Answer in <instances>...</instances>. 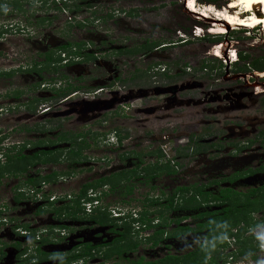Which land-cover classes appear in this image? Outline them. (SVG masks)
Wrapping results in <instances>:
<instances>
[{"label": "rangeland", "instance_id": "1", "mask_svg": "<svg viewBox=\"0 0 264 264\" xmlns=\"http://www.w3.org/2000/svg\"><path fill=\"white\" fill-rule=\"evenodd\" d=\"M0 1L3 7V10L0 8V153L2 155L0 159L4 158L3 153L9 148H13L12 152H15L22 144L38 141L41 144H38L37 149H59L63 155L62 147H67L68 142L49 144L54 141L56 133L62 132L84 133L81 136L82 141L88 145L81 151L83 158L81 161L65 162L59 159L58 164L54 166L50 163L46 165H35L37 164L35 163L33 169H29L32 170L33 176L37 172L41 175H46L48 171L71 172L60 175L62 178L57 176L53 183H47L44 187L48 195L59 196V200L51 207L62 205L61 214L54 215L51 210H47L36 216L33 214L34 210L29 209V203L25 199L20 201L24 206L16 216L11 210H6L4 214H0V220L5 217L8 225L30 222L32 227H35L34 233L42 228L47 229V233L41 238L48 233L52 238L54 234L61 236L63 231L60 228L63 227H78L72 229L71 233L68 232L70 237L79 231L78 233L87 234L89 239L94 235L98 240L102 238V241H106L105 225L110 223L109 221L116 225L117 229L126 222L125 225L131 227L130 232L140 228V224L131 222L129 218L125 221L117 220L113 217V212L131 210L137 214L143 207V196L148 190L138 179L143 173L140 171L135 177L137 180L131 182V192L124 196L120 195L123 193V185L120 189L102 196L98 192H106V184L95 190L88 188L85 191L83 199L90 195L101 196L99 203L105 212L103 220L105 222L108 220L104 226L98 227L94 223L86 222L85 220L92 219L93 215L87 216L86 214L90 213H87L81 205L78 211H75L77 208H70L68 197L70 199L74 197L85 183H92L112 171L121 169L123 164L120 161L124 151L134 153L139 149L142 151L150 149L161 152L162 159L156 167H160L163 174L158 182L153 184L158 189L157 196L161 193L160 208L166 203L170 190L175 187L196 185L198 188L209 178L232 171L233 167L213 170L208 168L215 163L213 158L217 159L218 156L226 153L220 154L217 151L216 155L213 152L206 155L196 153V150L205 148L202 145L204 140L208 139L207 143L214 142L218 145L221 138L226 135L217 134L216 130L211 131V129L199 132L201 128L215 126L223 130L222 127L226 129L232 124L239 125V119L230 116L221 120V115H231L241 109L229 111L228 103L225 102H219L220 107L217 103L206 105L204 108L201 105L192 107V104L186 101L187 97L191 96L188 92L183 90L175 93V86L163 85L168 81L159 75L165 70L169 77H173L171 80L174 83L175 81L178 84L189 83L191 88L204 83L205 92L210 88L216 90L218 86L233 87L235 91L242 89V82H232L222 78V75H229V72L235 68L242 72H257L256 75H262L258 79L264 80V33H262L264 31L239 28L224 30L210 20V18L215 19L216 16L210 17L204 14L208 8L222 11L231 0H65L64 2L63 0H19L18 3L21 5L19 10L12 8L13 0ZM61 3H65L66 7L63 8ZM74 6L80 8L75 10ZM38 18L48 20L39 23L36 20ZM66 43H80V51L92 55L94 60L83 62V60L71 59L66 66L52 65L53 68L57 66L54 72L50 70L53 69L51 64L47 71H42L40 74L35 72L41 66L40 54L48 50L54 58V48ZM144 44L150 46L148 52L138 50L133 54L117 53L119 48L130 49ZM156 46H164V48L155 49ZM229 50L235 54L236 63H228L224 57V54L230 53ZM216 56L219 58H215ZM60 58L68 59L66 54ZM4 74L10 76H3ZM138 75H142V78H136ZM54 80H61L60 88L70 84L79 89L66 99L56 98L52 89L59 88V83L55 87L50 86L53 85ZM39 82L45 86L38 85ZM47 82L49 86L46 85ZM199 91L196 89L193 93ZM14 92L18 93L17 98L8 96ZM175 99L182 101L174 104ZM244 105L247 106L245 111L247 114L260 115L264 112V97L258 99V102H246ZM222 106L226 107V114L217 111ZM78 107L85 113L77 114L74 108ZM238 114L242 117L244 111H239ZM191 120L194 122L196 120L197 125L190 123ZM86 131L89 135L85 134ZM115 132L120 138L123 133L127 135L123 137L125 139L121 142V147H116V151H113L110 147H115ZM186 139L191 140L192 143L185 146ZM191 148L193 151H190ZM229 149L226 145L225 152ZM0 163L1 169L6 171L1 176L10 175L7 173L3 159ZM167 168L173 173H167ZM20 178L22 177L17 179L4 177L0 181V199H3L2 203H7V207L10 203L8 197L14 196V186L16 182L21 181ZM231 187L243 190L242 185L239 186L238 183L232 184ZM215 188L212 186L208 191H216ZM190 194L187 192L175 198L174 204H183L182 200ZM237 202L238 200H234V204ZM145 208L151 210L152 207L146 205ZM205 210V208L198 211L178 209L173 211L172 217H180L183 219L182 223L191 224L196 222L192 215ZM75 218L80 222H71ZM242 223L247 227L252 226L251 220L247 217H243L237 224ZM64 230V233L67 232L66 229ZM68 233L64 237H68ZM144 233H139L142 239L145 237ZM3 234L0 231V239L4 237ZM260 234H264V219L256 229L252 227L249 229L248 235L243 238L245 241L238 240L239 244L234 243L233 248L236 246L237 249L238 245L239 249L240 247L255 248ZM51 237L47 240L51 241L47 252L50 254L51 251H55L60 256L58 258L65 257L62 256V252L65 253L64 247H60V244L66 241L52 242L49 240ZM136 238L139 240L140 237L138 238L137 235ZM232 238L235 239V236L230 237ZM69 239L71 240L72 237ZM195 240L196 238L183 241L187 244H181L178 247L180 250L176 249L172 253L182 255L183 247L189 242L192 247L196 243ZM2 243L5 241L3 240ZM225 244L228 247L226 248L230 249L227 242ZM217 246L218 244L215 243L214 246L209 247V251L217 255L209 256L204 251L183 258L185 262L171 260L166 264H223L225 259H222V255L227 254L226 249ZM139 247L149 251L148 244L142 243ZM263 248L257 246L256 255L253 254L257 262L264 261ZM157 252L160 253L159 250ZM250 253L244 259H248ZM49 254L38 257L43 261L46 260L42 264H53L49 261ZM163 254L164 252L161 251V255ZM101 255L102 257L98 256L90 263L111 262L104 259L102 253ZM124 263L120 261L119 264ZM64 264L71 263L65 261Z\"/></svg>", "mask_w": 264, "mask_h": 264}, {"label": "flooded vegetation", "instance_id": "2", "mask_svg": "<svg viewBox=\"0 0 264 264\" xmlns=\"http://www.w3.org/2000/svg\"><path fill=\"white\" fill-rule=\"evenodd\" d=\"M18 1L19 0H15V2H18ZM64 1L65 0H63V2ZM1 2L2 1H0V7L2 6ZM12 2H14V0ZM61 4H63V8H64L65 3H61ZM63 8L61 9L63 10ZM36 20L37 22L42 23L43 21L48 20V19L38 18ZM61 46L62 45H57L54 48V52H55L54 58H53L52 53L48 50L40 54L39 56L42 57V60L40 61L41 66L39 68L43 66L45 69L43 71H47L49 69L50 67L49 63L45 64L46 60L44 57V55H46L47 53L51 54L52 58L56 61V62L50 63L52 68L54 67L52 65H59L60 67L66 66L67 63L68 64L70 63L68 60H71V59H77L80 61L83 60V62L89 61V60H85L81 56H67L68 59H65V60L60 58V56L64 57V54H65L64 52H61V50L59 49ZM143 46H145V44ZM160 48L162 49L164 48V46L155 47V49H160ZM74 49L75 48H73V50ZM119 49H117V51ZM143 51L148 52L149 49L148 48L143 49ZM228 52L230 53H226V55L224 54V57L226 58L227 62L236 63L237 60L235 59V54H233V52H231L230 50ZM78 53L83 54L80 51V49L78 50ZM215 58H219V57L216 56ZM90 60H94V59L92 58ZM53 69L54 70L57 69V66H55V68ZM257 71H262V70H257ZM256 74L257 72H254V71L253 72H242L241 70L239 69L236 70L235 68L232 72H229V75H224V76L222 75V78L224 80L228 79L229 81H232V82L234 81L242 82L244 89L242 88L238 91H235L233 87H223V86L219 87L218 86L216 90L215 89L213 90L212 88L210 89L208 88L209 90L206 92L204 91L206 88L204 83L201 85L198 84L196 87L191 88L189 83L178 84L176 83V81L174 83V81L171 80V78L173 77H169L168 73L165 70H162L161 74H159L161 75V77H163L164 79L168 81L166 83H163V85L166 84L167 86L169 85L175 86L174 88V90L176 91L175 93L177 92L180 93V91H183V90L185 92H188L191 96H188L186 101L192 104V107L194 105H201L204 108L206 105H212L214 103H217L218 104L217 106L220 107L219 102H223V103L225 102V103H228L229 111H232V110L234 111L237 108L241 109L239 111H242V110L244 111V114L242 115V117H240L238 114L239 111H237V113L233 112V114L228 115L225 113L226 107L222 106L221 108H219L217 111H220L226 114L224 116L221 115V120H225L227 117L231 116V117L239 119L240 124L239 125L232 124L229 127H226V129L222 127L223 130L218 129L215 126L214 127L206 126V127L201 128L199 132H202L203 130H206V129H209V130L211 129V131L216 130L217 134L224 133L226 135L223 138H221V141L220 143L218 142V145L214 142L207 143L208 139L204 140L202 145L205 148L201 150L197 149L196 153H202V154L205 153L206 155L207 153L211 154L212 152L214 153V155H216L217 151L218 153L220 152V154L226 153V154L218 156L217 159L213 158V160H215V163L212 164V166L208 168L213 170V169H223L225 167H233L232 171L229 172L228 174H222V175H218L217 177L209 178V180L202 185L203 191L210 192L212 194H217L220 191L229 190L232 193L230 201L238 200V202L236 203L238 206L240 204L241 205L249 204V206L245 207V211L241 212V214L245 216V218L247 217L251 220V224H252L251 227L254 229L259 227V223L261 225L262 219H264V112L261 113L260 115H255V116L252 113L247 114V112H245L247 109L246 108L247 106L244 105V103L258 102V99H261L262 97H264V80L258 79L262 77L261 74H258V75ZM136 78H142V75H138ZM60 81L61 80H58V81L54 80V83H52L53 85H50L48 82H47L48 84L46 85L55 87V85L59 83L58 86L60 88V85L62 83ZM40 84L41 83L39 82L38 85ZM41 85L45 86V84H41ZM59 88L52 89L53 95L55 97H56V94L54 91L59 90ZM196 89H199L200 91L197 93L196 92L193 93L194 90ZM16 95L17 93L14 92L12 95H8V96H10L11 98H17L18 96ZM68 96L62 99H66ZM180 101L182 100L175 99L173 100V103L174 104L181 103ZM180 105L182 104H179V106ZM230 108H233V109H230ZM74 109L77 114L85 113V111L83 110L80 111L79 107L74 108ZM190 123L197 125L196 120L195 122L191 120ZM234 131H237V133ZM232 133L234 136H232ZM58 134H61V133H56V135ZM69 134L73 136H77L75 139L76 144H79L82 146L85 145V143H81L83 140L81 136H83L84 133H77L78 135L76 133L74 134L69 133ZM85 134L89 135V132L86 131ZM114 135L116 136L115 147L114 148L110 147V149L113 151H116L115 148L121 147L120 144L125 139L123 137H125L127 133H123L121 135L123 139L120 138V136L116 132L114 133ZM53 140H55V138ZM102 142H104V140ZM190 142L192 143L191 140L186 139L185 146H187V144ZM38 143L41 144V142L39 141L35 143H30V144L26 143L25 148H28L26 149V153L32 156L35 151L40 150V149H37ZM196 143L198 144L199 142H196ZM226 145L230 148L228 152L227 151L225 152ZM49 147L50 146H47V148ZM68 147H69V144L67 147H62V148L68 149ZM12 151L13 149L11 150V152ZM190 151H193L192 148L190 149ZM15 152H12V154H14ZM161 155L162 154L160 151L158 150L154 151L150 149L148 151L146 150L142 151L139 149L138 151L134 153H129V152L124 151V154L121 156V161H120V163L123 164L122 165L123 167L121 169L112 171L107 176H103V177L112 178L113 180L111 181H114V179L117 178V175L120 174L121 177L119 178L121 179H119L120 183H118L117 185H112L111 183L106 184L105 185L106 192H103V191L98 192L99 194H101V196L105 195V193H112L116 189H120L121 185H123L122 192L125 194L126 189L132 188L131 182H134L137 180V178L135 177L140 173V171L141 173H143L142 177L138 179L140 180V182H142V185H145L147 187L148 190H147V194H144L143 196L145 202L143 201V207L138 211V216L141 213L145 217V220L147 222L140 224L141 225L140 228L138 229L135 228L134 230L136 231H132V232L127 231L126 233H124L125 238L123 240H119L121 236L122 228L117 229V227L114 226L111 223V221H109L110 223H107L108 220H106L105 222V224L107 223L106 225L105 224L100 225V224L95 223L93 219H90V220L88 219L85 221L94 223L98 227L105 225V228L107 231L106 241H102V238L98 240L94 235H92L91 238L89 239L87 238V234L82 233V232L78 233L79 231L75 232V234L71 236L72 239L70 240L69 238L71 237L69 236V233L72 232V229H77L78 227L60 228L63 231L62 235L60 236L59 234L58 235L54 234L53 239H52L53 240L52 242L57 241V240L59 242L66 241V242H63V244H60V247L61 246L62 248L64 247L63 249L65 250V253L62 252V256L64 255L65 257L58 258L60 256H58L57 252L51 251L50 254L47 252L50 249L48 247L51 245L50 243L51 241L50 242L47 241L48 237H51L49 233L45 235L44 237H42L41 239L45 241V243L41 244V241H40L39 243L41 245H37L36 249L32 251L33 253H30V252L28 253V251H26V248H24L22 245L23 241L21 239V236L13 232L11 233L10 231L5 230L3 231L4 237L0 239V264H27V263L42 264L46 260L43 261V259H39L38 257H43L44 255H47V254L50 255L49 261H52L53 264H64L67 258H71L73 254L78 255L82 253L83 251H89V254L83 255V256H80L81 255L80 254L79 257L71 260L70 263L71 264H89L90 262H93V260H95L98 256L102 257L101 253L103 254L104 259L111 260V262L107 264H119L120 261L125 262L124 264H145V263H157L158 264L165 257H170V259L166 261L174 260V261L181 263V262H185L183 261V258H188L189 255L191 254L195 255L198 253H202L204 251L207 254H209V256H211V254L217 255L216 253H212L209 251V247L214 246L215 243L218 244L217 247H219L220 249H223V248L226 249L225 252L227 254L222 255V259L223 258L225 259L223 264H244L246 262H251L253 264H259L260 262L256 261L255 255L258 250L257 246H261L262 242L260 240L257 241L256 247L252 249L250 247H246L245 249L240 247L239 249V245L237 249H236V246L233 248L234 243L239 244L238 240L239 241L244 240L243 239L244 236L248 235V231L251 227H247L243 223L240 225L232 224V223H226V224L224 223L222 225H208V224L203 223V221L209 218L208 216L204 214L207 212H211V211H220L222 208H224L227 205L225 201L212 202L210 203V206L202 204L200 207L196 209H190V208L185 209L184 211H198L203 208L206 209L205 211L198 212L192 215V217L195 218L196 222H193L191 224L182 223L181 221L183 219L180 217L179 218L172 217L173 210L164 212V209H163L162 211L163 207L160 208V203H159L161 193L159 194V196H157L156 192L158 189L157 187H154L153 185L154 183L158 182V180L161 177V174H163L161 168L156 167L158 162L161 161L162 159ZM0 156H2L1 153H0ZM2 159H3V162H5L4 160L5 157ZM2 159H0V162H2ZM82 159L83 158H81V160ZM61 160L65 161L64 154L62 155ZM46 164L47 163L45 164L37 163L35 165H46ZM50 164L54 166L58 163L55 162V164L53 163H50ZM33 165H31L27 169L26 173H23L20 176H17L18 175L17 173H12L10 175L5 174L2 177L0 174V181L4 177L5 178L11 177L13 179L22 177L20 178L21 181H19V183L16 182V185L14 186V195L19 194V193L22 194V198L20 199V201L25 200V199L28 201V197L26 195L28 193V190L31 188L30 184L24 183L25 179L28 177L44 176V174L41 175L39 172L35 173V175L33 176L32 170H29L30 168L33 169L32 168ZM0 169H1V166H0ZM50 172L51 171H48L47 174H49ZM168 173H173V172L171 171ZM59 178H62V176L59 175ZM42 183L43 182H41L39 185L35 187H40ZM235 183H238L239 186L242 185L243 190H238L234 187H231V185ZM43 184H47V183L44 182ZM202 186H198V187H202ZM212 186L216 187L214 189L216 191H213V192L208 191L209 188ZM80 189L81 188L78 189V192ZM172 191L173 189L170 190L169 196L171 195ZM127 194L129 193H126L125 195ZM2 200L3 199H0V205L4 204L2 203ZM8 200L10 203L8 204L7 208L11 210V212H13L12 214L16 216L18 212L22 210V206H24V204L20 201L15 202L13 197H10V196L8 197ZM4 205H7V203ZM44 205H47V204H44ZM146 205H148L149 207H152L151 210L149 209L147 210L145 208ZM28 206H30L29 209H31L32 211L33 210L35 211L36 208L38 207L36 205L33 206L31 204H29ZM103 209H104L103 207L100 208L99 212L103 211ZM34 211H33V214H34ZM98 214L100 213L92 212V214L90 213L86 215L89 217L93 215L91 217L93 218L95 215H98ZM100 215H103V214H100ZM164 219L166 220L164 221ZM111 220H114V219H111ZM173 220H179V222L175 223L173 222ZM77 221L80 222V220L76 218L71 220V222H74V223H77ZM18 225L20 226V228H23L24 225L28 226V223L19 222ZM58 228L59 227H57V229ZM64 229H66L67 232L64 233L65 231ZM211 231H215V232L211 233ZM140 232H143V233L145 232L144 233L145 237H143V239L141 236H139ZM67 233H68V237H64L65 234ZM137 235H138V238L140 237L139 240L136 238ZM231 236H235V239L234 238L230 239ZM193 238H196L195 240L196 243L191 247L190 246L191 242H189L187 246L183 247L184 252L182 255L172 253L174 250L178 249V247L181 244H184L183 241L188 240V239L193 240ZM214 238H216L215 241L213 240ZM3 240L5 241V243H2ZM153 241H155L156 243L153 244ZM133 242L138 243L134 248L130 246V244H133ZM225 242H227L230 249H227L228 247L225 244ZM231 242L233 243L230 244ZM142 243L148 244L147 248L149 251L140 249L139 246ZM45 247H47V249H45ZM189 247H190V250H189ZM87 248H90V249H87ZM157 250H159L160 253H158ZM38 251H41L43 254H38L37 253ZM161 251L164 252L163 255H161ZM249 253L251 254V256H249L248 259H244V257H247L246 255H249ZM27 254L28 256H26ZM24 255L26 257H24ZM133 255H136V256L134 257ZM90 264H93V263H90ZM97 264H100V262H98Z\"/></svg>", "mask_w": 264, "mask_h": 264}, {"label": "trees", "instance_id": "3", "mask_svg": "<svg viewBox=\"0 0 264 264\" xmlns=\"http://www.w3.org/2000/svg\"><path fill=\"white\" fill-rule=\"evenodd\" d=\"M86 1V0H84ZM12 8L19 10L21 8V5H19L18 2H12L11 3ZM66 7V5H64ZM87 7H89V5H86ZM1 8V7H0ZM79 6H74L73 9H79ZM3 10V7H2ZM80 44L78 43H66L64 45H62L59 49L61 50V52H64L67 56H81L83 57L85 60H90L92 59V55L87 54V53H83V54H79L78 50L80 49ZM73 48H75L73 50ZM151 49L150 46H143V45H139L136 46L134 48H130V49H123L120 48L117 53H122V54H133L136 53L143 49ZM45 57V64L47 63H53L56 62L51 54L47 53L46 55H44ZM68 64V63H67ZM44 69V67L42 66L40 69L35 70L36 73L40 74ZM51 71L54 72V69H51ZM4 76H10V74H5ZM78 87L74 86V85H70L67 84L62 88H59V90L54 91L56 94V98H64L66 96H68L69 94L78 91ZM18 96V93L17 95ZM31 111V110H30ZM77 136H73L70 135L68 133H61L56 135L55 140L50 142L49 144L53 145V144H57V143H67L69 144L68 149H63L64 150V154H65V161L67 162H78L81 160L82 156H81V150L85 147H88L87 144L85 145H79L76 144L75 139ZM84 141H82L81 143H83ZM39 144V143H38ZM26 144H22L21 146H19L16 150V152L14 154H12L11 150L13 148H9L8 150H6L3 153V157H5V166H6V170L8 171L7 173L12 174V173H17L18 175L26 173L27 169L35 164V163H41V164H45V163H53L55 164V162H58L59 156L61 155V150L59 149H47V150H38L35 151L33 153L32 156L28 155L26 153V149H25ZM11 152V153H10ZM62 157V155H61ZM61 159V158H60ZM168 172H171L168 168H167ZM3 172H6L3 168L1 169V175L3 174ZM70 172V171H69ZM69 172H55V171H51L49 174H46L44 176H38V177H28L25 179L26 184H30L31 186H37L39 185L41 182H45V183H53L57 176L59 175H67L69 174ZM173 172V171H172ZM117 177H121V175H117ZM114 178V177H113ZM116 179V178H115ZM113 180L112 178H108V177H101L100 179L94 181V182H90V183H86L82 186V188L79 190V192L72 197L69 200L68 205L70 206V208H77L75 211H78V208L80 207V203L79 200H81L82 198H84L85 196V191L88 188H91L93 190H95L97 187L101 186L102 184H109L111 183L112 185H117L119 180ZM19 187V186H18ZM131 188L126 189V193H130ZM190 192V196L187 197L186 199L182 200L183 204L181 205H176L174 204V200L175 198H179V196H181L184 193ZM125 193V194H126ZM124 193L120 194L121 196L125 195ZM231 195L232 193L229 190H223L218 192L217 194H212L210 192H205L203 191V186L202 187H198L196 188V186H187V187H176L173 189L171 195L166 199V203L162 205V211L164 209V212L170 211V210H185V209H196L198 207H200L202 204H205L207 206H210V203L212 202H222L225 201L227 203V205L222 208L220 211H211V212H207L204 215L208 216L209 218L205 221H203L204 224H208V225H222V224H226V223H232V224H237L240 222L241 219H243V217L245 218V216H243L241 214V212L245 211V207L249 206V204L246 205H237L234 204V201H230L231 200ZM100 195H98L96 198L97 200L100 199ZM22 198V194H15L13 196V199L15 200V202H19L20 199ZM199 198V199H198ZM181 199V198H180ZM47 205H42V206H38L36 208V210L34 211L35 215H40L42 213H45L47 210H51L54 215H58L61 214L62 211V205L61 206H57V207H51L53 206V203L51 202H47ZM101 207L97 206L95 209H93L92 212H97L100 214H104L105 212L101 211L99 212ZM95 215L92 219L94 220L95 223L97 224H105V221L103 220V215ZM201 215V214H200ZM210 215V216H209ZM162 216V215H161ZM199 216V215H198ZM115 220V219H114ZM119 221H125L124 218L121 219H117ZM166 219H164L165 221ZM138 222L139 224L145 223L147 222L145 220V217L140 213L139 216L137 217L136 220H131V222ZM173 222L177 223L179 222V220H173ZM125 223H122V232H121V236L119 240H123L124 237V233H126L127 231H130V226L129 225H125ZM165 224V223H163ZM116 226V225H114ZM23 228H27L26 225L23 226ZM163 232V231H161ZM215 231H211V233H213ZM45 243V241L41 240V244ZM156 242L153 241V244H155ZM138 243L137 242H133V244H130V246H132V248H134ZM90 249V248H87ZM38 254H43L41 251L37 252ZM81 254V255H80ZM78 255H74L71 258H67L65 261L66 262H70L71 260L79 257L83 256V255H87L89 254V251H83L82 253H80ZM170 259V257H165L163 258V260H161L158 264H166V260ZM145 264H157V263H145ZM174 264V263H173Z\"/></svg>", "mask_w": 264, "mask_h": 264}, {"label": "built area", "instance_id": "4", "mask_svg": "<svg viewBox=\"0 0 264 264\" xmlns=\"http://www.w3.org/2000/svg\"><path fill=\"white\" fill-rule=\"evenodd\" d=\"M45 184H41L40 187H32L28 190L27 197L28 203L31 205L42 206L47 202L54 203L59 200V196L48 195L47 191H44ZM95 203V202H93ZM83 209L86 210L87 213L92 211V206L90 204L82 202ZM6 210H9L6 205H0V214H4ZM118 213L113 212V216H117ZM32 224L29 222L27 228H20L18 223H12V225H8V220L3 217L0 220V231L3 232L5 230L13 232L21 236L23 241V247L26 248L28 253H33L39 244L40 240L42 239L41 236L47 233V229H40V231L33 232ZM33 232V233H32ZM53 238L49 239L52 240ZM53 241V240H52Z\"/></svg>", "mask_w": 264, "mask_h": 264}, {"label": "bare ground", "instance_id": "5", "mask_svg": "<svg viewBox=\"0 0 264 264\" xmlns=\"http://www.w3.org/2000/svg\"><path fill=\"white\" fill-rule=\"evenodd\" d=\"M228 3L229 5L222 8V11H215L213 8H208L205 10L204 14L209 15L210 17L214 15L219 18H210V20L215 22L216 26H219L224 30L227 28L226 26L252 28L256 23L260 22L264 24V0H231ZM240 7H243V10L239 9ZM211 10L214 12H211ZM234 10L236 12H232ZM249 10L252 11L250 16L240 15L242 14V11ZM261 12L263 15L260 14ZM201 15L202 14H200V17ZM220 19H224V22ZM213 50H215V48H213Z\"/></svg>", "mask_w": 264, "mask_h": 264}, {"label": "clouds", "instance_id": "6", "mask_svg": "<svg viewBox=\"0 0 264 264\" xmlns=\"http://www.w3.org/2000/svg\"><path fill=\"white\" fill-rule=\"evenodd\" d=\"M32 187H34V186H32ZM96 197H97L96 195H90L88 197H85V199L82 198L79 203L81 206H82V202L90 204L92 206V211H93V209H95L97 206H100L99 199L97 200ZM68 198L70 200V197H68ZM93 202H95V203H93ZM82 208H83V206H82ZM117 213H118L117 216H115V217L113 216L114 218H117V219L124 218L126 220L129 218L130 220H132V219L136 220L138 217V212H137V214H135L134 212H131V210H126V211H120L119 210ZM134 223L139 224L137 221ZM33 232H34V229H33ZM257 239H259L262 242L261 246L264 247V234H260L257 237ZM38 245H41V244L39 243ZM260 264H264V261L260 262Z\"/></svg>", "mask_w": 264, "mask_h": 264}, {"label": "water", "instance_id": "7", "mask_svg": "<svg viewBox=\"0 0 264 264\" xmlns=\"http://www.w3.org/2000/svg\"><path fill=\"white\" fill-rule=\"evenodd\" d=\"M171 87H168V89H170Z\"/></svg>", "mask_w": 264, "mask_h": 264}]
</instances>
